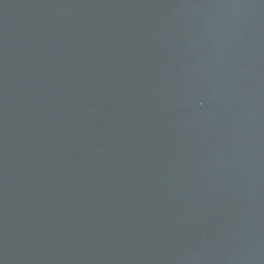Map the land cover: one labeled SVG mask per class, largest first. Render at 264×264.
<instances>
[{
    "label": "water",
    "instance_id": "water-1",
    "mask_svg": "<svg viewBox=\"0 0 264 264\" xmlns=\"http://www.w3.org/2000/svg\"><path fill=\"white\" fill-rule=\"evenodd\" d=\"M0 264H264V0H0Z\"/></svg>",
    "mask_w": 264,
    "mask_h": 264
}]
</instances>
